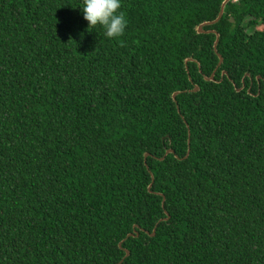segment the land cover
Wrapping results in <instances>:
<instances>
[{"label": "trees", "instance_id": "1", "mask_svg": "<svg viewBox=\"0 0 264 264\" xmlns=\"http://www.w3.org/2000/svg\"><path fill=\"white\" fill-rule=\"evenodd\" d=\"M223 1L122 0L107 38L0 0V264H264V0L205 27L209 81Z\"/></svg>", "mask_w": 264, "mask_h": 264}, {"label": "clouds", "instance_id": "2", "mask_svg": "<svg viewBox=\"0 0 264 264\" xmlns=\"http://www.w3.org/2000/svg\"><path fill=\"white\" fill-rule=\"evenodd\" d=\"M122 0H82L83 17L89 28L100 26L107 38L124 35L128 25L126 14L121 11Z\"/></svg>", "mask_w": 264, "mask_h": 264}, {"label": "water", "instance_id": "3", "mask_svg": "<svg viewBox=\"0 0 264 264\" xmlns=\"http://www.w3.org/2000/svg\"><path fill=\"white\" fill-rule=\"evenodd\" d=\"M230 1H233V0H224L223 2H222V6H221V10H220V13H219V15H218V17L216 18V19H214V20H210V21H205V22H203V23H201V24H199L198 26H197V31H198V33H215L216 35H217V39H216V41H215V44H214V49H215V51H216V53H217V55H218V57H219V63H218V65H217V67H216V69H215V71L212 73V75H210V76H205V78H206V80H209V81H214L215 80V74H216V71L219 69V67L223 64V61H224V58H223V56L219 53V51H218V44H219V41H220V33L217 31V30H215V29H209V30H206L205 29V27L206 26H209V25H214V24H216V23H218L220 20H221V18L223 17V15H224V13H225V9H226V6H227V4L230 2ZM195 59L194 58H188L187 60H186V64L189 62V61H194ZM223 75H225V74H227V71L226 70H224L223 71V73H222ZM246 76H249V74L247 73L246 74ZM258 79H260V76L258 77ZM245 88V85H243V87H241V88H237V91H241L242 89H244ZM199 90V86L198 85H195V88L193 89V91H198ZM249 92H250V89H249ZM180 93V91H178V92H175L174 94H173V98L174 99H176V97H177V95ZM189 143H190V139H189ZM174 152V150L173 149H168L167 150V152H166V155L167 154H169V153H173ZM189 152H190V149H189V151H188V155H189ZM149 155V153H146L145 154V156L147 157ZM187 155V156H188ZM164 157L165 156H163L161 159H164ZM150 187H151V185H150ZM164 201H165V199H164ZM155 231H156V228L154 229V232H153V235H155ZM136 232V231H135ZM135 232H133V233H130L129 235H128V237L129 236H133V235H136V236H138V232L135 234ZM122 245V242L120 243V246ZM126 250V257L127 256H129L130 255V251L128 250V249H125Z\"/></svg>", "mask_w": 264, "mask_h": 264}]
</instances>
